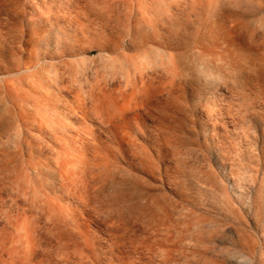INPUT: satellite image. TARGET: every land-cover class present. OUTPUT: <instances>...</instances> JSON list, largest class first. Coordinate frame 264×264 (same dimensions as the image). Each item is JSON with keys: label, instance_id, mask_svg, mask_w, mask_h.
I'll return each mask as SVG.
<instances>
[{"label": "rangeland", "instance_id": "obj_1", "mask_svg": "<svg viewBox=\"0 0 264 264\" xmlns=\"http://www.w3.org/2000/svg\"><path fill=\"white\" fill-rule=\"evenodd\" d=\"M0 264H264V0H0Z\"/></svg>", "mask_w": 264, "mask_h": 264}]
</instances>
